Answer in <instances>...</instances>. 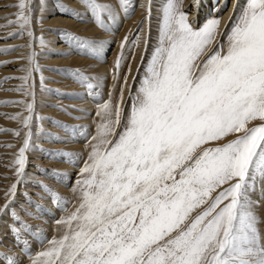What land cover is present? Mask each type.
I'll return each instance as SVG.
<instances>
[{
	"label": "snow or ice",
	"instance_id": "6c2138e0",
	"mask_svg": "<svg viewBox=\"0 0 264 264\" xmlns=\"http://www.w3.org/2000/svg\"><path fill=\"white\" fill-rule=\"evenodd\" d=\"M81 3L101 29L112 30L108 21L115 24L118 16L112 5ZM183 4L168 0L164 6L157 46L147 63L141 61L144 72L134 92L131 67L122 83L119 73L130 54L133 60L138 50L148 55L150 32L148 40L141 35L151 22V0L136 34L121 41L113 93L96 113L99 123L72 188V210L69 201L41 185L67 213L57 221L62 234L33 255L21 235L33 229L12 210L18 185L5 193L6 201L12 199L0 215L11 212L20 224L15 243L23 244L30 264H264V234L255 213L260 201L250 195L264 183V0H246L225 33L223 18L215 15L222 0H215L213 14L199 27ZM199 4L194 0V6ZM119 6L125 17L134 14L131 0H119ZM15 7L16 19L5 18L9 27L20 29L14 36L36 40L33 0H19ZM62 35L78 53L100 58L103 43L67 31ZM221 38L226 42L218 43ZM39 44L46 47L43 37ZM36 57L33 51L26 58L30 67L20 69L27 74L16 89L31 101L12 102L28 113L10 117L28 129L14 160L19 182L32 148L31 125L38 118L30 83L40 71ZM68 71L88 95H95L99 77ZM53 155L68 163L78 159L74 153ZM0 255L7 264H23L9 253Z\"/></svg>",
	"mask_w": 264,
	"mask_h": 264
},
{
	"label": "rangeland",
	"instance_id": "374dc122",
	"mask_svg": "<svg viewBox=\"0 0 264 264\" xmlns=\"http://www.w3.org/2000/svg\"><path fill=\"white\" fill-rule=\"evenodd\" d=\"M33 2L35 7L32 27L37 38L34 41L27 35L14 36L20 32V29L8 26V19H16L15 14L19 9L15 5L19 3V0H0V208H3V204L12 199L9 198V201H6L5 193L13 184L19 182L14 170V160L19 149L23 147L25 133L28 129L23 128L20 120L10 117L18 114L28 115L24 105L12 102L31 101L30 97L16 89L20 88L23 83L20 78L27 74L20 69L30 67L26 58L35 51L40 71L32 74L33 80L30 83L34 84L35 114L38 118H34L31 125L32 148L26 152L29 162L28 167H25L23 182H21L24 184L22 200L12 202V210L16 216L33 229L32 232L22 231L21 235L28 241L29 249L34 255L48 246L47 241L58 238L62 234L64 229L57 224V221L67 215L45 193L41 185L47 186L69 201L70 203L66 206L69 211L72 210V205L76 203L72 188L79 179V170L87 159L91 136L96 134V128L93 131L87 125L89 120L87 117L91 119L94 117L91 106L96 102L95 107L99 108V105L107 101L110 94L113 93L112 71L115 63L111 62L118 58L121 52L120 43L124 37L128 36L131 40L141 21L146 19L147 14H136L135 8L139 4L138 0H131L134 5V14L130 17H125V15L120 17L118 14L119 18L115 24L108 21L112 29L109 32L101 29L95 23L91 13L85 9L81 0H33ZM98 2L114 7V4L109 3L110 0H98ZM152 2L155 5V2ZM229 2L231 0H228ZM79 6L81 7L80 11ZM73 12L77 15H72ZM162 18L163 16L160 17L161 20ZM160 19L154 18L151 14V22L147 23V30L145 29L146 23L143 25L141 39L148 40L150 32V40L147 45L148 55L142 56L141 51L138 50L133 60L130 54L128 61L119 73L122 83L123 77L128 75V69L131 67L132 74L128 76V80L129 88L133 92L139 86L144 72L141 61L147 63L152 51L157 46L158 41L155 39L154 32L155 25L160 22ZM231 26L229 25L228 29ZM95 27L99 32L93 31ZM63 31L73 33L83 39L103 43L105 47L103 48H107L105 59L101 55L102 53L99 59L83 52L78 53L69 46L62 35ZM40 37L45 40L46 47L40 46ZM220 42L226 41L221 38L218 40V43ZM141 48H143V44ZM105 60L108 62V66L103 63ZM104 65L107 69L109 67L112 69L104 71ZM76 69L85 71L91 77L100 78L98 86L94 90L95 95H88L87 90L71 78L68 70ZM122 72L123 74H121ZM41 78H43V85ZM93 83L97 82L93 81ZM119 91L120 85L116 84L115 96L117 98ZM98 95H100V100L94 101ZM128 103L130 101L126 93V111ZM17 106H21L20 110L11 111ZM65 109L66 111H64ZM12 120L18 122L8 123ZM72 129H75V133L71 131ZM16 131H20L19 137L15 136ZM21 139L22 142H20ZM56 153H74L77 154L78 159L68 163L66 158L53 155ZM31 166L37 170V173L33 175L34 178L30 177ZM57 173H61L63 176L55 175ZM250 195L253 200L260 201L255 213L260 221L259 229L264 234V183L258 184L256 191ZM18 227L20 224L11 212L7 215H0V253H9L14 257H19L23 264H30L28 255L23 251V244L15 243L14 229ZM0 264H7L2 255H0Z\"/></svg>",
	"mask_w": 264,
	"mask_h": 264
},
{
	"label": "bare ground",
	"instance_id": "6f19581e",
	"mask_svg": "<svg viewBox=\"0 0 264 264\" xmlns=\"http://www.w3.org/2000/svg\"><path fill=\"white\" fill-rule=\"evenodd\" d=\"M6 1V0H4ZM155 2V5L153 4V2ZM108 2V1H107ZM168 2V0H151V8H152V16L154 18H157V19H160L161 16H163V14H161V12H163V9H164V6L166 5V3ZM215 0H200V4H199V7H196L194 6V0H184V4H183V10L185 12L188 13L189 15V20L190 21H194L196 26L199 27L200 25H202L207 18H209L210 15L213 14V4H214ZM110 4H114V8L116 9L117 13L121 16L125 15L124 12H123V9L120 8L119 6V0H110L109 2ZM138 5H137V8H135V13L136 14H141V13H145L147 14L146 12V7L149 3V0H138ZM154 7H153V5ZM246 4V0H231V2L228 3V0H222V4H221V7H220V10L215 12V15L218 16V17H222V28H221V33H225L228 29V26L230 25L231 26V21L236 17V15L238 14V12L240 11V8L242 6H244ZM79 5V4H78ZM77 6V5H75ZM80 7V6H79ZM79 11L81 10V7L78 8ZM160 16V17H158ZM119 18V17H117ZM163 19V18H162ZM120 21V20H119ZM158 23V22H157ZM162 25V20L160 19V22L158 24L155 25V39L158 41V36H159V29ZM148 28V24L146 23L145 24V29L147 30ZM93 30V29H92ZM145 30V32H146ZM93 31H97L99 32V30L97 29V27H95V29ZM96 33V32H94ZM109 41V40H108ZM107 41V42H108ZM112 42V41H111ZM108 45V44H106ZM59 47V46H58ZM61 47V46H60ZM105 48V47H104ZM102 50V56L103 58L105 59V54H107V48ZM22 55V54H21ZM109 62H110V59H109ZM103 63L107 64L106 66H108V62H105L103 61ZM111 63H115L114 62H111ZM102 66V65H101ZM105 66V65H104ZM104 68V71L106 70H111L112 68ZM17 72V71H16ZM113 72V71H112ZM108 73V72H107ZM123 74V72L121 73ZM123 77V76H122ZM8 96V95H7ZM11 96V95H10ZM100 95H98L97 99L95 98L94 101H99L100 98H99ZM9 97V96H8ZM87 97V96H86ZM110 97V96H109ZM1 98V97H0ZM4 98V97H3ZM37 101V100H36ZM87 101V100H85ZM82 104V103H81ZM96 105V102L91 106V111H93L94 113V117L91 119L90 117H87L88 120V126H89V129L90 130H95V128L97 129V125L99 123V117H97L96 113L97 111L99 110V108H96L95 107ZM16 106V105H15ZM21 106H17V108H13L11 111H17V110H20ZM7 110V109H6ZM90 111V112H91ZM86 116V114H85ZM15 120V119H14ZM10 121L8 123H17L18 121ZM85 121V120H84ZM86 122V121H85ZM20 126V125H19ZM17 127V126H15ZM20 142H22V139L20 140ZM27 154V153H26ZM28 156V155H27ZM28 159H29V156H28ZM28 159H27V163H26V166L25 167H28ZM33 165V164H32ZM65 167V166H63ZM35 173H37V170L31 166L30 168V177L31 178H34L33 175H35ZM67 174H70V173H67ZM17 180V179H16ZM30 183V182H29ZM18 185V189H17V193L15 195V198H14V201H21V197H22V192H23V186L24 184H22L21 182H18L17 183ZM26 186V185H25ZM32 187V186H31ZM27 189V188H26ZM3 201V200H2ZM3 203V202H1ZM7 203V202H6ZM5 203V204H6ZM3 204V205H5ZM49 233V232H48ZM47 233V234H48Z\"/></svg>",
	"mask_w": 264,
	"mask_h": 264
}]
</instances>
